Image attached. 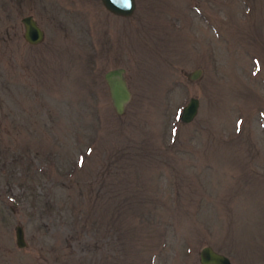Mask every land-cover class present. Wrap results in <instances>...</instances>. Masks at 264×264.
I'll return each mask as SVG.
<instances>
[{"label":"rangeland","instance_id":"rangeland-1","mask_svg":"<svg viewBox=\"0 0 264 264\" xmlns=\"http://www.w3.org/2000/svg\"><path fill=\"white\" fill-rule=\"evenodd\" d=\"M135 1L0 0V264H264V0Z\"/></svg>","mask_w":264,"mask_h":264},{"label":"water","instance_id":"water-1","mask_svg":"<svg viewBox=\"0 0 264 264\" xmlns=\"http://www.w3.org/2000/svg\"><path fill=\"white\" fill-rule=\"evenodd\" d=\"M104 8L113 15L120 17H130L136 9L135 0H101ZM23 24V38L32 45L41 43L45 34L32 15L24 16L21 19ZM125 69L122 67L110 69L104 73V80L108 86L110 99L115 112L122 115L125 112L126 105L131 100V92L124 76ZM200 75V70L192 74V79ZM199 100L196 97H190L188 102L182 107L179 119L182 123H190L198 113ZM15 244L18 248L26 246L24 231L21 225L14 229ZM200 264H232L230 258L215 250L210 245L200 248L198 252Z\"/></svg>","mask_w":264,"mask_h":264}]
</instances>
